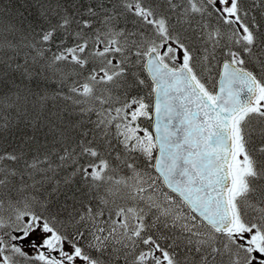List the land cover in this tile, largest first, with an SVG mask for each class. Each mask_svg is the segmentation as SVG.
<instances>
[{
    "label": "snow or ice",
    "instance_id": "6c2138e0",
    "mask_svg": "<svg viewBox=\"0 0 264 264\" xmlns=\"http://www.w3.org/2000/svg\"><path fill=\"white\" fill-rule=\"evenodd\" d=\"M0 264H264V0H0Z\"/></svg>",
    "mask_w": 264,
    "mask_h": 264
},
{
    "label": "rangeland",
    "instance_id": "374dc122",
    "mask_svg": "<svg viewBox=\"0 0 264 264\" xmlns=\"http://www.w3.org/2000/svg\"><path fill=\"white\" fill-rule=\"evenodd\" d=\"M34 243H35V240L30 241V242H29V245H30V246H28V247H31V245L34 244Z\"/></svg>",
    "mask_w": 264,
    "mask_h": 264
}]
</instances>
